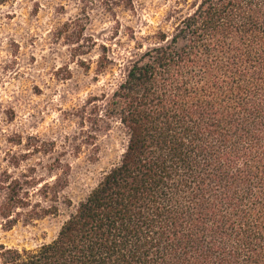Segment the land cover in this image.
Wrapping results in <instances>:
<instances>
[{
	"label": "trees",
	"instance_id": "16d2710c",
	"mask_svg": "<svg viewBox=\"0 0 264 264\" xmlns=\"http://www.w3.org/2000/svg\"><path fill=\"white\" fill-rule=\"evenodd\" d=\"M165 20L112 94L75 113L119 125L120 161L52 241L0 243V264H264V0H175ZM67 184L0 169L4 228L56 215Z\"/></svg>",
	"mask_w": 264,
	"mask_h": 264
},
{
	"label": "rangeland",
	"instance_id": "374dc122",
	"mask_svg": "<svg viewBox=\"0 0 264 264\" xmlns=\"http://www.w3.org/2000/svg\"><path fill=\"white\" fill-rule=\"evenodd\" d=\"M116 1L16 0L0 7V169L49 181L59 173L68 182L56 215L11 229L0 217V243L35 248L52 241L122 157L127 135L119 125L98 132L75 113L89 96L112 94L148 47L143 37L171 30L165 17L175 0H132L133 10ZM104 54L110 63L99 73Z\"/></svg>",
	"mask_w": 264,
	"mask_h": 264
}]
</instances>
